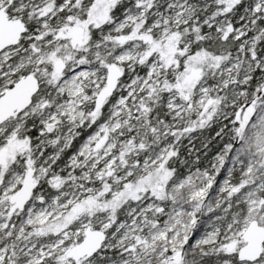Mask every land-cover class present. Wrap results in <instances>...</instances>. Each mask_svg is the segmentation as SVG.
Listing matches in <instances>:
<instances>
[{
	"label": "snow or ice",
	"instance_id": "obj_1",
	"mask_svg": "<svg viewBox=\"0 0 264 264\" xmlns=\"http://www.w3.org/2000/svg\"><path fill=\"white\" fill-rule=\"evenodd\" d=\"M0 264H264V0H0Z\"/></svg>",
	"mask_w": 264,
	"mask_h": 264
},
{
	"label": "rangeland",
	"instance_id": "obj_2",
	"mask_svg": "<svg viewBox=\"0 0 264 264\" xmlns=\"http://www.w3.org/2000/svg\"><path fill=\"white\" fill-rule=\"evenodd\" d=\"M207 135V134H206ZM199 140H197V147H199L200 145V141L198 142ZM196 142V141H195ZM187 143V142H186Z\"/></svg>",
	"mask_w": 264,
	"mask_h": 264
},
{
	"label": "trees",
	"instance_id": "obj_3",
	"mask_svg": "<svg viewBox=\"0 0 264 264\" xmlns=\"http://www.w3.org/2000/svg\"><path fill=\"white\" fill-rule=\"evenodd\" d=\"M199 142V141H198ZM196 143V146H197V141L195 142Z\"/></svg>",
	"mask_w": 264,
	"mask_h": 264
}]
</instances>
